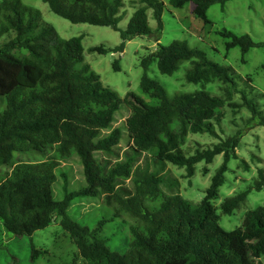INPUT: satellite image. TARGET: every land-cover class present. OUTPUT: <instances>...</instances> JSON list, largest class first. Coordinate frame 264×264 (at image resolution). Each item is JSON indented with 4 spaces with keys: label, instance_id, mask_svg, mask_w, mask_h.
Listing matches in <instances>:
<instances>
[{
    "label": "trees",
    "instance_id": "obj_1",
    "mask_svg": "<svg viewBox=\"0 0 264 264\" xmlns=\"http://www.w3.org/2000/svg\"><path fill=\"white\" fill-rule=\"evenodd\" d=\"M41 1L73 24L119 32L122 42L115 53H123L127 42L152 35L148 9L153 11L158 37L164 28L161 0H131L142 6L126 29L119 27L126 17L124 0ZM230 1L170 0V4L178 9L194 4L206 27L212 24L207 16L210 7ZM218 34L227 40V51L240 47L243 56L264 45L248 34L239 36L226 29ZM159 41L158 49L141 60L140 94L129 92L122 98L85 63L82 36L63 38L39 10L22 0L0 1V99L5 101L0 112V220L14 236L31 237L59 218L85 264H264V203L245 213L246 226L235 237L222 231L218 214L220 209L232 215L252 190L260 192L264 171H258L248 190L227 198L220 207L215 205L245 133L237 132L194 153L186 148L191 135L217 136L226 105L236 107L231 103L236 94H241L251 121H258L256 126H264V116L238 89L229 68L186 41L167 46ZM89 51L108 52L103 46ZM154 61L159 72L169 76L188 62L187 82L203 86L219 82L223 96L206 90L170 94L148 75ZM114 70L121 69L115 65ZM246 81L253 87L250 78ZM123 110L129 116L119 126ZM122 141H126L123 153ZM15 153L40 154L44 159L29 162ZM217 156H223V162L203 200L186 199L180 180L168 166L185 169V178L191 180L200 163L208 174V165ZM75 157L82 164L85 185L68 190L61 167ZM60 174L66 180L64 196L57 200ZM84 198L101 199L113 210L110 219L98 221L95 229L75 221L68 211L76 199ZM123 216L131 220L128 246L113 250L98 233L101 226ZM38 253L35 250L33 257Z\"/></svg>",
    "mask_w": 264,
    "mask_h": 264
},
{
    "label": "rangeland",
    "instance_id": "obj_2",
    "mask_svg": "<svg viewBox=\"0 0 264 264\" xmlns=\"http://www.w3.org/2000/svg\"><path fill=\"white\" fill-rule=\"evenodd\" d=\"M161 1L165 5L162 34L157 36V23L153 18V11L148 9L152 35L127 42L123 53H115V49L120 46L122 40L120 33L114 29L90 24H73L53 13L41 0H22L24 4L39 10L42 19L52 25L63 38L82 36L85 63L100 75L104 86L116 91L122 98L129 92L140 94L139 86L143 75L141 60L158 49L156 39H159V44L163 46L175 40H181L188 42L192 48L206 52L212 61L229 68L238 84V89L249 95L264 116V45L250 49L243 56L240 47L227 51V40L218 34L226 29L239 36L248 34L255 43L264 44V0H232L224 5L214 4L207 13L212 24L206 27L198 17L194 4L178 9L170 4V0ZM124 3L126 6L122 11L126 13V17L119 24L122 29H126L135 10L142 6L132 4L131 0H124ZM97 46H103L108 52L99 54L89 51L90 48ZM115 65H118L121 70L115 71ZM190 67V64L185 62L177 72L169 76L161 74L157 62L154 61L148 75L158 81L170 94L206 90L213 95L223 96L219 82L206 86L187 82L186 72ZM247 78L252 80L253 87L246 81ZM3 103L0 99V112L5 108ZM231 103L236 104V107L226 105L223 122L220 127L219 125L216 127L217 136L191 135L186 146L188 152L194 153L199 147H211L237 132L245 133L240 147L236 149L238 158L230 161L225 183L219 189V197L215 201L217 207H220L227 198L252 187L258 179V171H264V126H256L257 120L251 121L252 114L247 107L243 106L241 94H236ZM128 116L129 112L123 110L118 115L117 124L123 126ZM121 145V153H123L126 149V141H122ZM14 155L16 158L29 162H40L44 159L40 154L15 153ZM222 162L223 156H217L214 162L208 165V174L203 173L205 164H198L196 174L191 180L185 178V169L173 165H169L168 169L172 176L180 180L183 196L198 203L203 200L206 189L210 186L211 179ZM61 169L67 175L68 190H75L85 185L83 167L78 157L62 164ZM64 180L66 179L60 174L59 183L55 189L57 200H61L64 196ZM127 185H130V182ZM263 203L264 188L260 192L252 190L246 202L242 203L232 215L222 214L219 209L222 231L235 237L237 230L246 226L245 213ZM112 211L101 199L84 198L76 199L68 212L75 221L95 229L98 227V221L110 219ZM112 221L101 226L98 235L106 238L113 250H125L128 246L126 240L129 237L131 220L123 216ZM35 250L39 253L33 257ZM0 264H85V260L79 257L77 245L69 233L63 229L59 218H56L47 228L35 232L31 237L14 236L5 229L0 220Z\"/></svg>",
    "mask_w": 264,
    "mask_h": 264
},
{
    "label": "water",
    "instance_id": "obj_3",
    "mask_svg": "<svg viewBox=\"0 0 264 264\" xmlns=\"http://www.w3.org/2000/svg\"><path fill=\"white\" fill-rule=\"evenodd\" d=\"M117 56L119 57V55L117 54Z\"/></svg>",
    "mask_w": 264,
    "mask_h": 264
}]
</instances>
